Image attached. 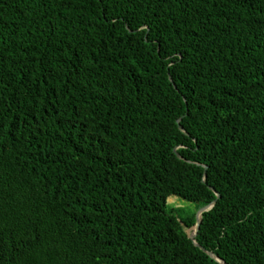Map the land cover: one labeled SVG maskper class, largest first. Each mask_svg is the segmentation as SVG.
Returning a JSON list of instances; mask_svg holds the SVG:
<instances>
[{
    "label": "trees",
    "instance_id": "16d2710c",
    "mask_svg": "<svg viewBox=\"0 0 264 264\" xmlns=\"http://www.w3.org/2000/svg\"><path fill=\"white\" fill-rule=\"evenodd\" d=\"M0 264H264V0H0Z\"/></svg>",
    "mask_w": 264,
    "mask_h": 264
},
{
    "label": "rangeland",
    "instance_id": "374dc122",
    "mask_svg": "<svg viewBox=\"0 0 264 264\" xmlns=\"http://www.w3.org/2000/svg\"><path fill=\"white\" fill-rule=\"evenodd\" d=\"M168 204L169 207H177V208H183L186 212V214L191 215L193 213H195L196 211V204L195 203H191L188 202L182 198H179L177 196H172L168 199ZM192 229L188 231V233L191 235H193L192 233Z\"/></svg>",
    "mask_w": 264,
    "mask_h": 264
},
{
    "label": "water",
    "instance_id": "95a60500",
    "mask_svg": "<svg viewBox=\"0 0 264 264\" xmlns=\"http://www.w3.org/2000/svg\"><path fill=\"white\" fill-rule=\"evenodd\" d=\"M170 80H172V79L170 78ZM179 127L182 129V127L180 125H179ZM215 203H216V201L213 202L212 204L208 205L207 207L201 209L198 212V214L196 216V225H195V227H197L198 231L200 229V224H201V221H202V215H203V213H206V212L210 211L214 207ZM196 236H194V235H191L190 236V239L193 240L195 244H196ZM202 250L205 253H207L211 258L216 259L217 261H219L220 263H222V261H220L212 252H209V251H207L205 249H202Z\"/></svg>",
    "mask_w": 264,
    "mask_h": 264
},
{
    "label": "bare ground",
    "instance_id": "6f19581e",
    "mask_svg": "<svg viewBox=\"0 0 264 264\" xmlns=\"http://www.w3.org/2000/svg\"><path fill=\"white\" fill-rule=\"evenodd\" d=\"M194 228H196V229H197V227H194Z\"/></svg>",
    "mask_w": 264,
    "mask_h": 264
}]
</instances>
